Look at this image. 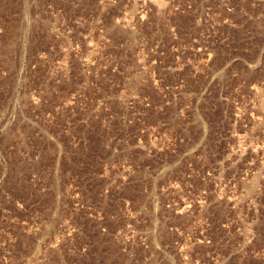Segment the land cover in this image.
Returning <instances> with one entry per match:
<instances>
[{
	"label": "rangeland",
	"instance_id": "374dc122",
	"mask_svg": "<svg viewBox=\"0 0 264 264\" xmlns=\"http://www.w3.org/2000/svg\"><path fill=\"white\" fill-rule=\"evenodd\" d=\"M259 2L0 0V264H264Z\"/></svg>",
	"mask_w": 264,
	"mask_h": 264
},
{
	"label": "built area",
	"instance_id": "2783aa9c",
	"mask_svg": "<svg viewBox=\"0 0 264 264\" xmlns=\"http://www.w3.org/2000/svg\"><path fill=\"white\" fill-rule=\"evenodd\" d=\"M260 1L261 2H259V4L252 3V6L257 7V6L261 5V4L264 5V0H260ZM222 7H223V9L227 10L228 12H231V11L234 10L233 4L231 2H229V1L223 2ZM237 8H239L240 10H246L247 9V4H238ZM225 19H226L225 22H227L229 25L233 22L232 19H229V18H225Z\"/></svg>",
	"mask_w": 264,
	"mask_h": 264
}]
</instances>
